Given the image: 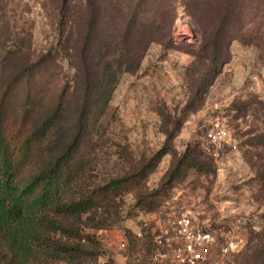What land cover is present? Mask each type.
Here are the masks:
<instances>
[{
    "label": "rangeland",
    "instance_id": "1",
    "mask_svg": "<svg viewBox=\"0 0 264 264\" xmlns=\"http://www.w3.org/2000/svg\"><path fill=\"white\" fill-rule=\"evenodd\" d=\"M85 108L66 175L97 205L67 221L83 256L51 264H180L189 242L195 264H264V0H0V138L19 160L62 117L32 144L23 182ZM216 122L218 158L205 139ZM117 180L118 196L98 192ZM182 215L211 241L181 234ZM0 264H20L1 237Z\"/></svg>",
    "mask_w": 264,
    "mask_h": 264
},
{
    "label": "trees",
    "instance_id": "2",
    "mask_svg": "<svg viewBox=\"0 0 264 264\" xmlns=\"http://www.w3.org/2000/svg\"><path fill=\"white\" fill-rule=\"evenodd\" d=\"M216 15V22L222 26L220 13ZM86 111L85 108L79 115L78 131L71 143L51 155L47 162L40 159L42 163L37 171L24 182L19 175L23 160L27 159L32 144L45 140L47 130L61 122V115L54 114L36 129L32 139L19 149L22 152L19 160L17 151L11 150L4 138H0V237L17 263L51 264L55 254L70 258L83 256L82 248L66 242V239L81 241L82 228L68 225L67 221L84 224V215L91 212L97 202L91 195L74 191L72 176L66 173L71 170L72 153L82 143ZM122 188H125L124 181L117 180L99 188L98 192L118 196Z\"/></svg>",
    "mask_w": 264,
    "mask_h": 264
},
{
    "label": "built area",
    "instance_id": "3",
    "mask_svg": "<svg viewBox=\"0 0 264 264\" xmlns=\"http://www.w3.org/2000/svg\"><path fill=\"white\" fill-rule=\"evenodd\" d=\"M228 136V132L224 129V127H222L218 122L213 123L211 128L207 131L205 139L207 141L208 144V149L210 151V149L214 151V156L216 158L219 157V151L222 148L223 143L225 142L226 138ZM175 224L177 225V227H179V232L184 235L187 236V239H190L193 235L190 232V227H191V220L187 215H182L180 216L176 221ZM193 238H196L195 236H193ZM197 241L199 243H204V242H210L211 241V235L209 233L206 234H199L197 236ZM192 242H189L186 247L185 250L188 252H192V256L189 258H184L181 257V255H177L178 261L180 262V264H195V262L201 258V254L200 253H195V251L193 250L192 247ZM232 243L225 247L223 249V253H228L232 247Z\"/></svg>",
    "mask_w": 264,
    "mask_h": 264
}]
</instances>
